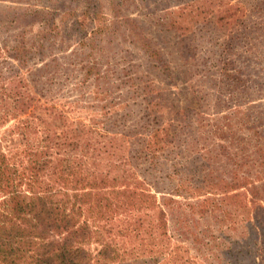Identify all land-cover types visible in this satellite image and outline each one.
Returning a JSON list of instances; mask_svg holds the SVG:
<instances>
[{"label": "rangeland", "instance_id": "1", "mask_svg": "<svg viewBox=\"0 0 264 264\" xmlns=\"http://www.w3.org/2000/svg\"><path fill=\"white\" fill-rule=\"evenodd\" d=\"M56 1L0 0V46L13 44L17 32L34 42L31 57L20 65L0 51V118L12 106L7 83L18 71L25 80L23 89L35 95L37 104L55 105L75 120L139 123L152 118L189 148L211 144L216 126L224 121L231 125L228 137H264L249 124L256 119L264 126V0H98L96 25L105 21L107 29L96 35L94 46L87 42L95 22L80 5L76 17L85 34L76 31L80 26L72 24L74 16L61 28L55 13L62 33L42 39L53 45L41 54L35 49V34L46 16L32 13ZM148 45L158 52L159 61L147 57ZM84 65L94 68L87 73ZM240 118L251 128L236 129ZM255 190L264 194V188ZM104 191L115 192L108 194L110 209H104L107 202L102 199L101 211L92 215L95 234L86 245L90 264H159L166 249L172 257L161 264H205L203 247L192 239L209 225L239 239L241 246L256 242L260 254H249L244 263L264 264V217L254 214L257 223L245 218L242 204L251 199L245 187L188 199L174 195L180 203L173 202L171 214H166L161 236L153 200L143 203L133 188ZM205 197L211 199L200 202ZM156 199L161 201L160 193ZM158 251L160 259L155 257Z\"/></svg>", "mask_w": 264, "mask_h": 264}, {"label": "trees", "instance_id": "2", "mask_svg": "<svg viewBox=\"0 0 264 264\" xmlns=\"http://www.w3.org/2000/svg\"><path fill=\"white\" fill-rule=\"evenodd\" d=\"M73 1L77 3L74 6ZM97 2L59 0L50 8L33 10L32 16H46L35 34V49L42 54L45 47L53 45L46 46L42 39L62 33L54 22L55 13L61 28L74 16L72 24L80 26L76 31L85 34L76 17L80 5L82 13L95 22L87 42L92 47L96 35L107 29L105 21L96 25ZM17 34L13 44L0 46V51L20 65L31 57L34 42L28 43L22 32ZM144 44L141 40V47ZM144 49L149 59L159 61L155 49L149 45ZM83 68L89 73L94 66ZM39 69L44 73V67ZM221 74L229 77L226 72ZM7 85L12 106L3 112L0 128L12 121L0 132V264H90L86 245L95 234L92 215L101 211L98 205L102 199L107 202L104 209L109 210L108 194L115 192L104 188H133L140 191L143 203L153 200L160 236L165 235L166 214H171L173 202L180 203L174 195L188 199L245 187L251 194L249 204H242L245 218L256 222L254 214L264 217V194L255 190L264 188V137H228L231 125L224 121L216 126L218 132L211 144L183 147L166 133L167 127L152 118H141L139 123L116 118L112 122L75 120L63 116L55 105L37 104L35 95L23 89L25 80L18 71L11 74ZM236 122V129L251 128L241 118ZM261 123L249 120L256 134L264 133ZM132 125L136 129H130ZM108 150L110 158L105 155ZM113 151L120 155L116 157ZM159 193L161 201L156 199ZM199 234L192 241L203 247L205 264H245L249 254H260L256 242L241 246L239 239L215 232L210 225ZM160 252L155 257L160 259ZM170 252L166 249L161 263L171 259Z\"/></svg>", "mask_w": 264, "mask_h": 264}]
</instances>
